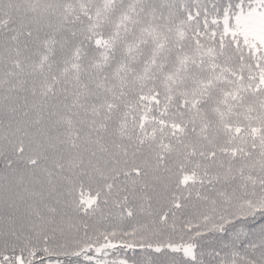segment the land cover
<instances>
[{"label": "snow or ice", "instance_id": "6c2138e0", "mask_svg": "<svg viewBox=\"0 0 264 264\" xmlns=\"http://www.w3.org/2000/svg\"><path fill=\"white\" fill-rule=\"evenodd\" d=\"M0 264H264V0H0Z\"/></svg>", "mask_w": 264, "mask_h": 264}]
</instances>
